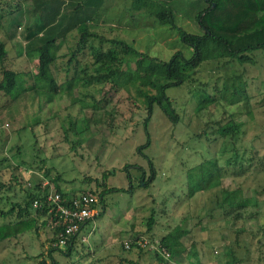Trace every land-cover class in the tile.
<instances>
[{
  "label": "trees",
  "instance_id": "obj_1",
  "mask_svg": "<svg viewBox=\"0 0 264 264\" xmlns=\"http://www.w3.org/2000/svg\"><path fill=\"white\" fill-rule=\"evenodd\" d=\"M31 1L32 7L25 13L32 21H27L23 26L14 18L22 1H5L7 12L0 7V27L9 28V40L15 38L17 29L20 30L17 36L22 43V53L34 65V69L28 71L27 80L22 73L5 70L3 62L8 53L5 42L0 39V96H4L8 102L2 108H9L13 112L16 110L15 104L30 99L40 112L44 107L51 110L52 102L68 99L69 104L63 109L65 114L57 110L51 117H57L64 136L73 148L86 139L91 126L114 129L120 121L127 124L137 118L136 123L142 126L145 134V143L138 146L135 152L147 162L148 170L146 172L136 164L124 165L121 172L128 182L125 189L105 185L107 178L114 175V169L103 172L100 181L95 180L99 192L89 188L80 189L78 193L96 194V202L91 206L96 214L81 223L78 231L68 236L63 245L59 244V239L64 225L56 212L50 211L53 206L47 204L45 195L51 189L59 194L61 204L68 205L76 192H68L59 185L62 181L59 174H46L45 185L40 179L25 190L22 204L13 202L7 209L0 208V219L4 220L0 223V247L5 241L25 232L36 234L38 222L41 221L42 227H49L51 235L45 250L34 257L38 259L36 264H100L108 260V256L102 255L103 258H100L95 255L90 246L84 252L83 243L88 241L83 239L82 234L86 226H92V221L99 219L114 201L108 195H132L135 189H150L160 172L151 156L145 153L151 143L148 125L152 116L157 109L173 126L182 125L185 116L182 104L193 102L194 119L189 115L187 123L183 125L189 127L191 122L195 124L194 128L189 127V144L203 148V157L192 165L182 160L183 168L175 165L174 173H171L173 179L168 181V186L163 180L159 183L165 189L158 197L161 208L158 212L165 214L169 202V210H180L184 212L183 216L178 224L155 240L153 228L159 216L155 199L152 198L145 216L144 231L130 232L133 225L129 224V230L124 231L128 238L123 241L122 250L138 257L146 253L158 264H167L185 251L183 238L193 235L199 227L209 232L215 229L221 239L219 243L229 245V251L224 254V264L246 261L252 242L244 234L247 231L243 228L237 230L235 224L248 219L264 220V139H261L264 124L252 119L249 129L248 122L240 118L254 108L251 105L253 99L264 98V93L261 94L258 89L262 81L256 77L255 80L248 79L246 70L247 66L256 65V53L260 56L264 54V0H186V5H194L191 7L195 9L189 10L194 11L191 12L192 21L200 31L199 35L185 33L176 26L174 7L178 5L177 0H130L131 15H143L158 25L174 29L179 40L192 50L189 58L176 51L166 61L138 52L130 40L118 36L107 39L95 32L111 0ZM196 3L200 7L195 6ZM4 18L7 21L3 26ZM72 34L76 39L74 49L66 43L67 36ZM84 51L90 54L91 63L81 64L77 59ZM57 60L61 64L59 70L65 73L62 81L58 80V70H55ZM206 69L219 73L212 85L211 81L195 79ZM27 81L30 87H27ZM252 82L256 89H251ZM68 83L64 89L63 84ZM191 84L193 88H188L184 100L167 95L168 90H180ZM112 101L114 105H111ZM72 107H75L74 114L70 111ZM88 110L90 115H86ZM124 110L129 115L119 119L124 115ZM203 112L213 120L206 122L198 118L197 115ZM33 158L27 163H19L15 169L20 165L31 166ZM40 163L43 164V159H40ZM37 169L48 173V169L42 165ZM224 179L231 182L226 189L221 186ZM14 184L19 183L11 175L7 185L0 182V190L8 191ZM248 191L259 194L260 199L250 204L244 195ZM198 197H202V201L196 200ZM34 201L38 202L36 208L32 206ZM202 218L206 222L208 219L209 222L215 221L216 225L207 228L201 225ZM186 221H189V226L183 227ZM262 224L258 227L262 232L260 241L264 242ZM142 241L148 244L157 242L165 248L168 257L141 246ZM260 241L258 243L261 244ZM125 244H128V248H125ZM198 261L192 263L199 264ZM125 263L139 264L127 258ZM119 264H123V260Z\"/></svg>",
  "mask_w": 264,
  "mask_h": 264
},
{
  "label": "rangeland",
  "instance_id": "obj_2",
  "mask_svg": "<svg viewBox=\"0 0 264 264\" xmlns=\"http://www.w3.org/2000/svg\"><path fill=\"white\" fill-rule=\"evenodd\" d=\"M5 1L8 0H0V7L7 12L4 5ZM20 1H22L20 10L15 14L14 18L20 26H23L27 21H32L28 17L27 12L25 13V10L27 11L28 8L32 7V1ZM177 1L178 5L174 7L176 11L174 14L176 26L185 33L199 35L200 31L194 21H192V13L194 11L189 10L194 5L189 3L186 5V0ZM108 3H110L108 5L109 8L104 14L101 23L95 28V32L107 39L118 36L130 40L138 52L160 60H168L176 51H181L186 58L191 56L192 50L179 40L178 34L174 29H170L165 25H158L156 21L145 18L143 15H131L129 13L130 0H111ZM195 6L200 7L199 3H196ZM194 9L192 8L191 10ZM6 21L7 18H4L2 21L3 26ZM8 30L9 28L5 26L0 27V39L5 42L8 53L7 58L3 62L4 69L17 74L22 73L23 78L27 80L28 71L34 69L33 62L29 63L22 53V43L18 37L20 30H16L17 34L13 40L7 38ZM73 36L74 34L68 35L66 43L68 47L74 49L76 39ZM61 49L64 50L63 46ZM261 55L256 53L254 55L256 65L247 66L246 70L248 79L256 77L262 81L258 89L263 94L264 58L262 60V57H264V54ZM77 59L81 64H85V62L91 63L92 61L88 51L78 55ZM55 64L57 66L55 70H58L56 72L58 80L62 81L65 79V73L58 68L61 66L60 60H57ZM208 69L197 74L195 79L200 80V82L211 81L210 85H212L219 73ZM16 79L19 81V75L16 76ZM26 85L30 87L29 81H27ZM68 85L69 83L63 84L62 87L66 89ZM183 87L180 90H168L167 95L184 100L187 98L188 88H193V84L189 87ZM254 87L255 84L252 82L251 89H256ZM19 102L21 104H15L16 110L11 112L8 110L9 108H2L8 102L4 96H0V182L7 185L12 175L17 178L19 183L14 184L8 191L0 190L1 209L9 208L13 202L22 204L25 190L30 189L40 179H43V182L47 181V176L59 174L62 180L59 185L68 190V192L74 191L77 194L80 189L88 188L99 192L100 189L96 188L95 180L100 181L102 173L112 169L115 170V173L107 178L105 185L115 188H127L128 182L124 173L121 172L122 167L126 164L139 165L147 172V162L135 152L138 146L145 143V134L142 126L136 123L137 118L127 124H123L124 122L120 121L114 129L91 126L90 133L86 136V139L73 148L64 136L57 117H51L57 110L63 115L65 114L63 109L69 104L68 99L52 102L50 104L51 110H47V107H44L40 112L37 110L36 103L30 102V99ZM111 105H114V101L111 102ZM182 105H184L185 112L184 118L182 117L184 119L183 124H186L189 115L190 118L194 119L192 116L193 102L188 104L184 102ZM251 105L254 108L240 118L248 122L247 127L249 129L252 127L250 123L252 119L264 124V98L253 99ZM124 107L126 106L124 105ZM70 111L74 114L75 107L70 108ZM123 113L124 115L119 119H124L129 115L127 110H124ZM90 114L89 110L86 111V115ZM197 116L206 122L213 120L212 117L204 112ZM183 124L173 126L170 121L159 114L157 109L155 110L148 125L151 143L145 153L151 156L160 171L156 181L150 186L149 190L135 189L132 195L128 193L124 195H108L112 199L114 198V201L111 202V205L99 219L92 221L91 225L95 227L94 234L89 236V232L92 230L91 226H86L82 234L85 238L88 235V242L83 243L84 252H86L89 245H93L92 248L95 255H99L100 258H103L101 257L102 255H109L108 249L110 251L114 250L116 247L114 243H117V239L124 241L125 238H128L124 235V231L129 230V224L133 225V229L130 228L129 230L130 232H143L145 229V216L148 214V207L152 198L155 199V208L159 216L157 225L153 228L155 240H158L163 233H166L171 227L179 223L184 212L169 210V202L167 203L165 214L158 212L161 209L158 197L163 194L161 191L165 189V186L162 187L159 183L163 180L167 182L166 185L168 186V181L173 179L171 173H174L175 165L179 164L183 168V165H181L182 160H186L192 165L199 162L204 154L203 148L189 144V137L191 136L189 127L194 128L195 124L191 122L189 127ZM262 127L261 139L263 140L264 125ZM31 157H34V162L31 163V166L20 165L19 168L15 169L19 163L31 161ZM40 159H43V164L40 163ZM41 165L48 169V173L37 169V166L40 167ZM131 173L135 174L133 171ZM178 179L180 180L181 178L179 177ZM230 183V180L224 179L221 186L226 189ZM133 185L136 184L134 183ZM175 187L173 186L172 188ZM244 195L247 196L250 204H253L255 199H260L261 197L252 191H248ZM198 201H202V197ZM134 205H137V208H134ZM183 210L184 208H182ZM3 221L0 219V223ZM40 222H38L39 228L36 234L30 231L25 232L21 236L9 239L1 245L0 264H36L38 259L34 257L38 252L45 250L47 240L51 235L49 227H42ZM263 222L264 220L248 219L235 224L237 230L243 228L247 231L244 234L252 242L251 253L246 261L237 264H264V242L260 241L262 240V232L258 227ZM188 223L189 221L184 222L183 227L189 226ZM215 223V221L209 222V219L206 222L202 218L201 225L212 228L216 225ZM248 230H250L249 233ZM257 236L261 244L258 243ZM110 238H112V241ZM220 241L221 239H219L215 229L209 232L204 229L200 230L197 227L193 235L183 238L185 251L178 257L169 260L167 264H193L192 262L198 260L199 264H224V254L229 251V245H222L219 243ZM121 254L125 258H129L126 252ZM110 259L111 257L100 262V264H105V262L107 264H116L115 260L113 262ZM134 259L139 264H158L155 260L149 258L146 253L141 257L136 255Z\"/></svg>",
  "mask_w": 264,
  "mask_h": 264
},
{
  "label": "built area",
  "instance_id": "obj_3",
  "mask_svg": "<svg viewBox=\"0 0 264 264\" xmlns=\"http://www.w3.org/2000/svg\"><path fill=\"white\" fill-rule=\"evenodd\" d=\"M46 183L44 182L43 185ZM60 196L55 191L49 189L45 195V201L47 204L53 207L50 211L56 212L58 219L62 221L64 225V232L60 235L59 244L63 245L68 236L75 234L81 223H84L87 219L91 218L96 211L91 206L96 202V194L92 193H78L75 197H72L68 205L60 203ZM34 208L38 207V202L32 203ZM141 246H147L148 249L157 251L161 256L168 257V253L165 248L160 247L157 242L154 244H148L147 241H142ZM125 248H128V244H125Z\"/></svg>",
  "mask_w": 264,
  "mask_h": 264
},
{
  "label": "crops",
  "instance_id": "obj_4",
  "mask_svg": "<svg viewBox=\"0 0 264 264\" xmlns=\"http://www.w3.org/2000/svg\"><path fill=\"white\" fill-rule=\"evenodd\" d=\"M89 227V226H88ZM91 228H92V230L89 232V236H92L93 234H94V231H95V227L92 225L91 226ZM87 237H88V235H87ZM87 237L85 238L84 237V239L86 240L87 239ZM110 240L112 241V238H110ZM87 241H88V239H87ZM117 243H114V245L116 246L115 248H114V250H111L110 251V249H108L109 251V255H107V256H109V258L111 257V259H110V261H113L114 262V260L116 261V264H119L120 263V261L121 260H123V264H126L125 263V261H126V258L124 257V256H122V254L121 253H123L124 254V252H126V251H124V250H122V245H123V241H119L118 239H117V241H116ZM126 242V241H125ZM90 247H92L93 245H89ZM117 250V251H116ZM119 250V251H118ZM127 253V252H126ZM128 255H129V258H128V260L130 261V262H134V258H135V256H136V254H130L129 252L127 253ZM125 259V260H124Z\"/></svg>",
  "mask_w": 264,
  "mask_h": 264
}]
</instances>
